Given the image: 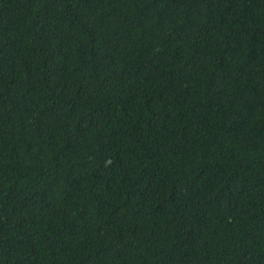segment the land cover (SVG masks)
Wrapping results in <instances>:
<instances>
[{
  "label": "trees",
  "instance_id": "obj_1",
  "mask_svg": "<svg viewBox=\"0 0 264 264\" xmlns=\"http://www.w3.org/2000/svg\"><path fill=\"white\" fill-rule=\"evenodd\" d=\"M0 264H264V0H0Z\"/></svg>",
  "mask_w": 264,
  "mask_h": 264
}]
</instances>
